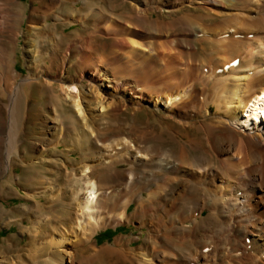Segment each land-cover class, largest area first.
Returning a JSON list of instances; mask_svg holds the SVG:
<instances>
[{
    "label": "bare ground",
    "instance_id": "1",
    "mask_svg": "<svg viewBox=\"0 0 264 264\" xmlns=\"http://www.w3.org/2000/svg\"><path fill=\"white\" fill-rule=\"evenodd\" d=\"M67 2L71 9L65 11ZM16 3L0 0V98L5 99L0 104V179L9 172L5 183L33 202L23 204L19 214L10 212L0 185V218L8 226L22 219L19 233L0 247V264H264V36L257 32H264V14L258 15L264 0L48 1L45 10L33 8L24 30L26 75L14 68L4 42L6 33L15 43L21 40L22 31L12 35L2 23ZM53 8L57 20L81 23L88 32L66 36L64 45L63 35L48 20ZM247 33L255 38H243ZM213 59H219L216 66ZM210 60L211 65L206 63ZM198 62L203 71L191 69ZM27 85L55 101L22 113V101L30 99ZM213 104L218 116L205 124V133L190 116L172 110L192 105L206 119ZM130 107L134 112L163 110L189 127L178 129L186 137L176 136L178 153L155 141L142 146L124 133L101 137L90 124ZM33 114L43 129L40 145L31 143L34 154L42 145L40 163L60 166L62 176L71 173L69 186L56 184L46 173L53 170L39 162H31L17 177L11 172L22 156L21 116ZM68 128H81L82 146L93 149L73 169L45 151ZM121 162L131 166L113 168ZM147 168L154 171L149 182L157 188L150 184L145 194L141 179ZM158 171L162 174L155 177ZM118 173L129 186L109 193L116 183L103 176ZM14 183L22 184L26 194ZM134 201L137 223L155 232L146 239L150 245L138 252L120 246L122 241L113 248L98 247L99 229L129 222ZM112 202L121 209H109ZM38 205L45 209L35 214ZM24 232L29 237L20 246L17 236ZM14 245L25 252L13 261L2 257Z\"/></svg>",
    "mask_w": 264,
    "mask_h": 264
},
{
    "label": "rangeland",
    "instance_id": "2",
    "mask_svg": "<svg viewBox=\"0 0 264 264\" xmlns=\"http://www.w3.org/2000/svg\"><path fill=\"white\" fill-rule=\"evenodd\" d=\"M48 1H52V0H18V3H16V5H13V7L11 8V12L12 15L9 19L7 20H3L2 23H5V28L10 29V31H12V35L17 33L18 31H22L23 33H21V40L18 43H15L14 39L11 40L9 38V34L10 33H6L8 35L4 36V42L7 43V46L10 49L11 55H12V59L14 61V68L17 69V71L19 73H21L22 75H26L30 73V69H29V63L27 61V56L25 54V44H26V36H25V29H27L29 27L30 24V18L31 15L33 14V8L36 6L39 9H47L49 7L48 5ZM71 2H67V4H65L64 6V10H69L71 9ZM54 9V10H53ZM53 12L51 15H49L48 20L52 23L55 24V29L57 30L58 34L60 36L63 35V41H64V45L67 42L66 36L68 37H75V35H77V33H81V35H84L85 33L88 32V30H86L84 28V25L81 23H77V24H72V25H67L66 23H63L60 20H57V15L54 13L55 8H53ZM40 12V10H38ZM38 11L35 12L34 14H38ZM233 12H241V9H233ZM22 13V15L20 13ZM164 13H168L167 11H163ZM257 14V13H256ZM260 14H264V7L258 12V15ZM38 16V15H37ZM36 16V17H37ZM42 16V15H41ZM60 17V15H59ZM12 18V19H11ZM44 18V17H43ZM10 24V28H8V25ZM3 26V25H2ZM246 29V28H245ZM3 30L4 27H3ZM48 32V31H47ZM259 36H264V32L263 31H257ZM253 33H247L244 36H242L243 38H255L254 36H252ZM250 35V36H247ZM66 41V42H65ZM65 47V46H64ZM228 53V52H227ZM227 53H223V55H227ZM220 55H222V53H220ZM210 59V58H209ZM219 59H213V63L214 66H216L217 62ZM207 64L211 65V60L209 62H206ZM191 69L197 70V71H203V63H192L191 64ZM75 71V69H74ZM79 72V71H77ZM190 85H192V80L189 83ZM187 86L184 85L183 88ZM194 86V84H193ZM195 88V87H194ZM27 90H28V97H30L29 100L25 99L22 101V113L25 110H29L32 107H44L46 103H48L50 101V103H53L55 101V97L52 96L51 94H46V95H42L40 94V92L38 91L37 87L34 85L32 88H30L27 85ZM1 95V92H0ZM196 96L202 97L204 95H200L196 93ZM5 99L4 98H0V104H4ZM26 101H28V104H26ZM182 100H180L181 102ZM49 104V103H48ZM178 104V103H177ZM184 108H190L187 110H181L179 108L178 105H174L173 107V111L181 113L184 116H190L192 118V121L198 122V126H202V130L205 133V124H207L208 122L215 120L218 116V113H216V109L217 106L216 104H213L211 106V111H209V113L207 114L206 119H203V114L204 111H200V110H194L191 109V106H182ZM26 108V109H25ZM210 108V107H209ZM25 109V110H24ZM150 107H146L144 109L138 110L136 112H134L133 108L130 107L128 109H123L122 112H112L113 114H111L109 117L106 118H99L96 121H93L90 123L92 126H95L96 129H98V133L101 135V137L103 136H112L114 135L116 132L118 133H124L125 135L129 136L130 138H137L139 143L144 146L145 144H148L152 141L158 142L159 146L161 149H166L168 150L169 148H172L173 152L178 153V151L180 150V141L178 140V138L181 137L183 139L186 140V137H183L180 135L179 130L178 129H188L189 127H186L185 124L183 122H180L178 119L176 118H172V117H168L165 115V112L159 111H152L149 110ZM205 109L207 110V107H205ZM39 112L40 110L37 109ZM203 110V108H202ZM30 112V111H29ZM33 113H36V111L34 110ZM23 115V114H22ZM179 115V114H178ZM50 116L52 118L55 119V114L54 112H50ZM22 122L25 125V129H23V135H22V156L20 157V159H18L17 161V167L11 169V172L14 174V177H17L18 174L17 172H20L21 174H24L27 170V167L29 166V164H31V162H39L40 163V159L39 157L43 156V152L44 149H42V145L41 148L38 149L36 151V154L33 146L31 143L33 142H37L38 145H40V143L38 142L39 138L41 137V131L43 129H41L40 127V123H37V121H39V119H36L34 114L29 117L28 119L24 118L23 116H21ZM193 129H198L196 127H194ZM59 129H57L58 131ZM64 133L61 134V136L54 141L51 144H48L45 151L47 150V157L48 158H54V157H59L62 159H65L66 162L68 163V166L70 167V169H73L75 167H78L79 165L83 164L84 162L80 163V161H83V159H87V156L90 152H92V148H90V145L88 146H82V140H83V135L82 132L83 130L80 129H65L63 131ZM65 132H67V139H65L64 134ZM178 138H177V137ZM185 140H183L185 142ZM66 143H69V145H66ZM182 142V140H181ZM189 142H193V139H190L188 141ZM192 145V144H191ZM42 168H47V169H52V171L46 172L47 174H50L52 176H54L55 178V182L57 183H61L63 185L69 186L71 184V182H73V176H71V173L66 175V176H62L61 175V170L58 168L60 166H56L55 164H51L49 161L47 162H41L39 164ZM113 168H121V169H126L128 167L131 166L130 163L128 162H121L120 164L116 165H112ZM145 167V166H144ZM141 167V168H144ZM38 169H41L40 167H38ZM146 171V174L142 175V179L141 182L146 186L142 187L141 192L148 194V192L150 191L147 190V186L149 187L151 184V189L153 188H157L156 185L152 183H150L149 181L151 180V178L153 177V170L147 168L144 169ZM60 174V176H58ZM162 172L158 171V173H155V177H160L159 175H161ZM9 177V172L5 171L3 174V177L0 179V185L2 186L1 190L4 191V195H6L9 199L7 205L9 207V211H15L16 214H19L21 212V206L23 204H28V203H32L33 201L31 199H29V197L23 196V194L18 193V192H14L10 187L9 184H6L5 181L8 179ZM118 177H121V179H118ZM104 181H109V183H116L113 186H116L115 189H113V187H110L108 189L111 190V192L109 193H113L116 191L117 187H127L129 186V182H128V178L123 176L121 173H118L116 176H103ZM17 186L21 192H25L26 190H24L22 188V184H13V187ZM73 186V185H72ZM76 188V185L74 186ZM133 188V187H132ZM135 190V187L133 188V191ZM27 192V191H26ZM25 192V194H26ZM134 199H136V195H134ZM42 200H44V198H42ZM6 202V201H5ZM0 203H2V199L0 198ZM138 204L135 203V201L131 204L130 208H129V212H131L134 216L131 217L129 219V222H122L118 225H107L106 227H102L101 229H99V231L97 232V234L95 235V242L98 247L102 248V246H111L113 248L112 245L117 246L116 242L117 241H122V244L120 246L122 247H134L132 248L135 251H139L142 250L144 248H146V246H149L150 243H148V241H146V239L149 237V235L151 234L152 236H154L155 232L153 230H151V227H149L148 225H142L141 223H137V216L135 215L136 209H137ZM109 209H115V210H119L121 209V206L114 204L112 202V204L108 205ZM45 208L42 205H38L37 207V211H35V214L38 213V211H43ZM27 216V215H26ZM34 216V215H32ZM159 216V214H158ZM157 216V217H158ZM165 217V215H164ZM132 219H134V221H131ZM22 220V219H21ZM20 218L18 220H14V222L12 223V226H8L5 224L4 218H0V247L4 246V243H6L7 245H9V243L11 242L10 239V235L16 233L18 234L21 228V222ZM25 224H29V218L26 217V219L24 220ZM23 222V223H24ZM145 222V221H142ZM142 225L143 228H140ZM151 226H156L155 224H152ZM157 227V226H156ZM137 236H140V238H138ZM28 233L24 232L23 234H20L17 236L18 242L20 243V246H22L23 244H25V242L28 240ZM133 239V241L131 242V244H129V240ZM13 240V239H12ZM20 240V241H19ZM158 242L159 239H156ZM26 246V244H25ZM14 249H12L9 252L6 253H2V257L5 255L7 256L8 260L13 261V260H17L19 257V253L25 252V249L21 248L19 249V247L17 246H13ZM98 248V249H100ZM20 251V252H19ZM112 252V250H111ZM114 254V255H113ZM112 255L114 256V258L118 259L119 255L118 253H113ZM20 263V262H19ZM18 263V264H19ZM128 263V262H127ZM128 264H134L133 262H130Z\"/></svg>",
    "mask_w": 264,
    "mask_h": 264
}]
</instances>
